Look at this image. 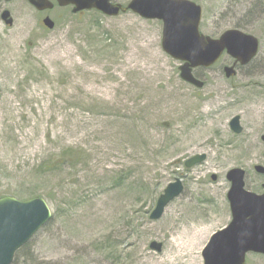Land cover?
Masks as SVG:
<instances>
[{"label":"rangeland","instance_id":"rangeland-1","mask_svg":"<svg viewBox=\"0 0 264 264\" xmlns=\"http://www.w3.org/2000/svg\"><path fill=\"white\" fill-rule=\"evenodd\" d=\"M190 1L203 9L202 34L239 30L260 41L235 78H226L225 55L194 70L202 89L184 82L181 63L162 49L161 21L0 0V195L36 193L53 212L22 264H204L210 238L232 220L228 172L244 170L247 189L263 192L255 167H264V0ZM65 151L77 155L75 167L41 172ZM198 155L206 161L187 170ZM176 179L183 194L152 221ZM246 264L264 256L249 254Z\"/></svg>","mask_w":264,"mask_h":264},{"label":"water","instance_id":"water-1","mask_svg":"<svg viewBox=\"0 0 264 264\" xmlns=\"http://www.w3.org/2000/svg\"><path fill=\"white\" fill-rule=\"evenodd\" d=\"M59 7H73V14L97 11L106 17H118L132 12L146 20L163 23V51L179 67L180 78L198 89L204 83L193 72L197 68L214 66L226 52L235 60L232 67L225 68L228 79L237 75L236 66H247L258 54L260 43L253 35L239 30H229L218 39L204 36L200 32L203 16L202 7L190 0H132L127 6L113 4L111 0H55ZM39 12L53 10L51 0H28ZM2 20L13 25L9 11H4ZM44 26L53 30L55 23L46 18ZM1 93V90H0ZM236 134H241L240 117L230 123ZM264 142V136L262 137ZM206 155L195 156L185 162L187 170L206 161ZM255 171L264 175V167ZM245 171L233 169L227 179L231 182L228 193L232 220L223 230L215 233L202 252L204 264H246L250 253L264 256V193L261 195L245 189ZM213 181L217 180L212 176ZM184 192L181 179L169 184L159 197L150 219L160 220L166 208ZM53 213L45 199L38 197L21 201L13 197L0 199V264H12L16 253L52 219ZM150 249L161 253L163 244L153 242Z\"/></svg>","mask_w":264,"mask_h":264},{"label":"trees","instance_id":"trees-1","mask_svg":"<svg viewBox=\"0 0 264 264\" xmlns=\"http://www.w3.org/2000/svg\"><path fill=\"white\" fill-rule=\"evenodd\" d=\"M77 158H78L77 155L74 156V155H71L69 152L65 151L62 154H60V156L56 160L50 161V163H48V165H43L41 167V172L43 174H51L57 170L75 167L76 161L78 160ZM6 196H9V195L8 194H2V195H0V198L6 197ZM34 197H39V196L36 193H31V195H29V198H34ZM52 221H53V219L44 228L49 227L52 224ZM29 244L30 243H28L20 251H18V253L15 255V259H14L13 264H22L21 260L22 259L24 260L26 257ZM29 256H30V253H29ZM30 261H32L33 264L37 263L36 261H33L32 259H30L28 262H30Z\"/></svg>","mask_w":264,"mask_h":264},{"label":"flooded vegetation","instance_id":"flooded-vegetation-1","mask_svg":"<svg viewBox=\"0 0 264 264\" xmlns=\"http://www.w3.org/2000/svg\"><path fill=\"white\" fill-rule=\"evenodd\" d=\"M225 55H227V54H224V55L222 56V58H224ZM227 56H228V55H227ZM229 57H230V56H229ZM230 58H231V57H230ZM231 59H232V58H231ZM221 60H222V59H221ZM232 60H233V59H232ZM234 64H235V62H234V60H233V63L231 64V66H233ZM225 67H226V66H225ZM236 68H237V71H238V70H240V69H242V68H244V67H241L240 65H237Z\"/></svg>","mask_w":264,"mask_h":264}]
</instances>
